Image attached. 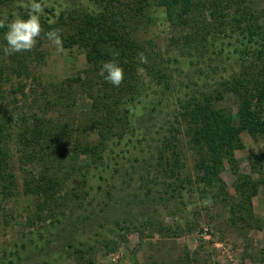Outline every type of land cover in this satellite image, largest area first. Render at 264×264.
<instances>
[{"label":"trees","instance_id":"1","mask_svg":"<svg viewBox=\"0 0 264 264\" xmlns=\"http://www.w3.org/2000/svg\"><path fill=\"white\" fill-rule=\"evenodd\" d=\"M14 1L0 0V21L7 23L10 20L4 18L3 11ZM91 1V6L73 13L54 6L51 17L41 16V23L44 32L59 30L62 48L83 49L90 61L84 74L78 73L76 77L51 85L44 104L51 105L53 99V103L62 104L61 107L67 105L70 110L73 92L81 89L92 102L85 127L92 126L94 137L73 135L68 122L60 119L47 120L33 114L29 120L22 114L14 117L15 112L12 116L4 115L6 110H2L3 114L0 109V193L12 195L11 188L17 189L15 174L9 173L7 152L11 140L15 139L14 142L20 145L19 152H25L23 155L28 160L39 158L38 163L41 160L46 163L39 174H30L24 182V193L37 199L36 218L46 215L52 223L51 236L47 235L49 228L44 226L38 232L40 241L39 238L27 241L37 247L32 250H43L45 247L39 245L42 243L50 246L61 228V236L70 237L62 244L61 251L69 254L72 252L68 249H72L75 262L87 264L88 260H84L87 253L82 248L85 244L75 235L77 231L72 226L90 219L89 214L95 212L91 208L87 216H82L75 209L66 211V208L71 204L70 207L82 208L86 195L90 193L84 191L81 197V188L89 186L94 178L103 181L102 184L110 179L113 172L111 162L117 165L112 149L115 136L128 139L126 146L137 144L141 154L147 153L145 167L151 168H145L147 171L142 173L145 176L140 175L138 179L146 191L144 196H136L143 205L140 212L135 210L138 201L135 206L130 205H134V201L121 203L123 216L133 213L148 215L132 224L141 237L147 230L164 233L170 229L163 221H155L153 215L159 213V207L166 201L183 200L186 189L196 192L204 207L226 196L228 189L220 175L227 166L237 177L231 197L233 201L228 204L231 221L234 223L238 215L241 220L242 214L250 215L251 199L264 182V152L249 161L251 172L247 175L240 173L236 153L245 146L244 135L254 140L264 136V10L254 5L255 0H128L125 6L118 4L123 0ZM153 4L163 10L171 27L178 31L171 43L177 42L183 60L163 58L159 53L157 57H151L150 51L155 47L153 40L144 44L134 33L131 35L134 26L131 30L124 26L126 20L135 22L133 25L151 24L154 18L147 10ZM5 30L0 28V54L5 44L2 39ZM44 32L38 38L36 45L39 47L42 40L47 39ZM28 55H32L31 50L8 55L11 69L21 77L31 74L25 60ZM40 55L36 49L35 56ZM140 55L145 57V62L137 64L135 61ZM107 61L115 63L123 72L118 89L111 88L100 75L101 65ZM187 64L196 68L198 82L191 75H186L188 83L180 78L183 66ZM140 68L143 71H138ZM3 74L0 67V92ZM148 80L165 94L176 91L174 113L166 121V133L158 140L150 139L153 134L146 131L147 127L136 126L141 121V114L155 115L158 109L159 102L142 103L139 100L146 92ZM227 98L233 100L235 110L224 105ZM183 124L189 136L188 143L195 153V181L192 174L183 173V153L178 142ZM117 131L119 135H114ZM132 135H137L135 141L129 140ZM72 152L82 158L80 163L76 162ZM78 175L81 179H77ZM70 181L72 186L65 189ZM102 184L97 187L103 189ZM101 216L105 218V215ZM67 225L71 228L65 229ZM46 235L48 239L43 241ZM21 246L28 250L25 242ZM105 246L110 248V242L106 241ZM4 252L0 264H18L14 257L22 259L19 250Z\"/></svg>","mask_w":264,"mask_h":264},{"label":"rangeland","instance_id":"2","mask_svg":"<svg viewBox=\"0 0 264 264\" xmlns=\"http://www.w3.org/2000/svg\"><path fill=\"white\" fill-rule=\"evenodd\" d=\"M23 2L26 3L27 0H23ZM255 2L254 5L264 10V0H255ZM21 3L22 0H15L12 5L5 7L4 18L11 19L10 14L14 13L26 16L27 8L22 7ZM47 3L48 7L44 9L42 15L44 18L51 17L53 12L50 11H53L54 6H59L66 13H73L86 8V6H91L93 2L91 0H47ZM125 3H128V0H123L118 4L122 6ZM147 11L154 18L151 24L133 25L132 23L135 22L126 20L124 26L128 30L133 29L134 26L131 35L134 33L144 44L147 40H153L155 47L150 51L151 57H157L159 53L163 58L176 57L183 60L177 48V42L171 43V39H174L179 33L171 27L162 13L163 10L153 4L148 7ZM36 49L41 53L38 57L35 56ZM31 51L32 55H28L25 59L29 72H31L28 77L17 75L11 69L10 57L4 51L0 54V67L4 72L1 80L2 92H0L1 112L4 114L2 110H6L4 115L7 116H12L11 114L15 112L14 117L22 114L29 120H32L33 114L47 120L60 119V121L68 122V125L73 129V135L77 134L79 137L88 135V138L92 139L94 137L91 132L93 131L91 130L92 126L85 127L88 125L92 102L81 92V89H75L73 92V105L70 110L66 104V107H61L62 104L53 103L52 93L50 94L52 104H44L46 93L50 90L51 85L64 79L76 77L78 73L84 74L83 71L89 69L90 61L84 55L85 50L77 47L67 50L61 45L58 48L52 41L43 39L41 46L35 45ZM173 64H175L174 61ZM183 68L180 77L183 81L188 83L187 76L191 75L198 82L199 77L196 76L195 67L187 64ZM194 74L195 76H192ZM147 83L146 92L144 91L145 93L139 100L141 99L142 103L159 102L158 109L154 113L155 115L149 112L141 114V121L136 126L147 127L146 131H151L153 134L150 139L158 140L166 133V124L168 123L166 121L171 119L174 113L173 102L176 91H168L165 94V91L149 80ZM225 103V106L235 110L231 98H227ZM140 106L142 105L140 104ZM180 129L178 142L183 153L182 161L185 166L183 173L192 174V180L195 181L197 177L195 153L188 143L189 136L186 133L185 125L183 124ZM82 131L85 133L83 134ZM159 132L161 134H158ZM117 134L119 135V131L114 135ZM121 138L115 136L114 142L112 141L117 165H115L116 162H111L113 172L109 176L110 179L102 184L103 181L94 178L89 186L81 188V197H83L84 191L90 193L86 195L82 208L70 207L72 204L66 208V211L75 209L78 211L77 214L82 216H87L88 209L91 208L95 212L94 215L89 214L90 219L74 223L72 226V229L77 231L75 235L81 237V241L85 244L82 248L87 253L84 255V260H88L87 264H264V182L251 199L252 212L250 215L242 214V220L238 215L234 219L235 222L232 223L228 204L233 201L231 197L237 177L227 166L220 175L223 184L228 189L226 196H221L217 202L211 205L204 204L207 205L204 207L199 195L186 189L183 191V200H168L159 207V213L153 215L155 221H163L164 225L170 229L164 233L147 230L145 236L141 237L140 233L133 229L132 224L142 221L148 215L133 213V215L123 216V204L121 203L134 201L132 202L134 205H130L135 206V201H138L139 205L135 206V210L140 212L143 205L136 196L139 194L144 196L146 191H143L138 179L140 175H143L142 173L147 171L146 169L151 170V168L145 167L144 158L147 157V153L141 154L137 144L126 146L128 139L121 140ZM136 138L137 135H132L129 140L135 141ZM14 140L8 143L7 153L11 169L9 173L15 174L17 189L11 188L13 189L12 195L0 193V259L5 256V250L10 252L19 250L22 259L14 257L18 264H78L71 255L73 254L72 249H68L72 252L69 254L67 251H61L62 244L70 238H65L66 235L61 236V228H58V235L50 246L45 243L39 244L42 248L45 247L43 250L36 252L32 249L37 247L28 244L29 239L38 240L40 237L38 232L42 231L44 226L49 228L47 235L51 236L52 234V223L47 220L48 217L44 215L39 219L34 214L37 199L24 193L25 180L29 179L32 173L39 174L46 163L42 160L38 163L39 158L28 160L23 155L25 152L22 150L19 152L20 145ZM244 145V148L236 153V157L239 161L240 173L247 175L251 172L249 161L264 152V136H259L257 140H254L253 137L246 134L244 135ZM72 154L76 162L82 161L78 154L73 152ZM76 177L81 179V175ZM72 180L74 179L72 178ZM71 181L67 183L65 189L72 186ZM100 183L103 185V189L97 187ZM63 195L64 192H62ZM89 203L93 205L91 206ZM132 206H128V208H132ZM101 215H105V218ZM76 225L79 230L76 229ZM125 227L126 229L123 230ZM69 228H71L70 225L65 227V229ZM47 235L43 241L48 239ZM106 241L110 242V248H106ZM22 242L28 245V250H23ZM90 260L92 261L89 262Z\"/></svg>","mask_w":264,"mask_h":264},{"label":"clouds","instance_id":"3","mask_svg":"<svg viewBox=\"0 0 264 264\" xmlns=\"http://www.w3.org/2000/svg\"><path fill=\"white\" fill-rule=\"evenodd\" d=\"M21 6L27 8L26 18L14 13L7 23L0 21V28L6 29L2 34V39L5 42L3 51L6 55L31 50L36 45L41 33L44 32L41 16L44 9L48 7L47 0H27L26 3L22 0ZM44 35L59 48L61 45L59 30L52 29L44 32ZM135 62L142 64L145 62V57L140 55ZM138 71H143V69L140 68ZM100 75L113 89H118L122 83L123 72L111 61L102 63Z\"/></svg>","mask_w":264,"mask_h":264}]
</instances>
